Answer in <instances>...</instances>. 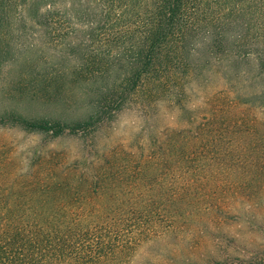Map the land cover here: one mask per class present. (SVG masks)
Instances as JSON below:
<instances>
[{
  "label": "rangeland",
  "instance_id": "rangeland-1",
  "mask_svg": "<svg viewBox=\"0 0 264 264\" xmlns=\"http://www.w3.org/2000/svg\"><path fill=\"white\" fill-rule=\"evenodd\" d=\"M49 66L4 67L0 115L83 120L93 86L18 84ZM182 82L77 134L0 125V213L57 232V264H264V73L250 59Z\"/></svg>",
  "mask_w": 264,
  "mask_h": 264
},
{
  "label": "trees",
  "instance_id": "trees-1",
  "mask_svg": "<svg viewBox=\"0 0 264 264\" xmlns=\"http://www.w3.org/2000/svg\"><path fill=\"white\" fill-rule=\"evenodd\" d=\"M21 59L25 68L51 64L19 80L32 96L55 88L51 99L59 97L61 81L88 84L92 110L73 121L5 112L0 125L77 134L132 104L172 96L201 65L223 70L253 59L264 73V0H0V74ZM17 212L0 213V264H57L62 241L48 240L57 232L29 229Z\"/></svg>",
  "mask_w": 264,
  "mask_h": 264
}]
</instances>
